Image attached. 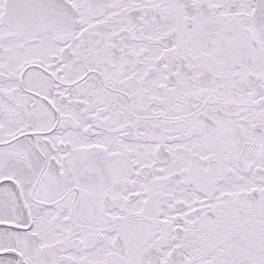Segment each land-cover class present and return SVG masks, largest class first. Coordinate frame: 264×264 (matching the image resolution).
Returning <instances> with one entry per match:
<instances>
[{"label":"snow or ice","instance_id":"6c2138e0","mask_svg":"<svg viewBox=\"0 0 264 264\" xmlns=\"http://www.w3.org/2000/svg\"><path fill=\"white\" fill-rule=\"evenodd\" d=\"M0 264H264V0H0Z\"/></svg>","mask_w":264,"mask_h":264}]
</instances>
